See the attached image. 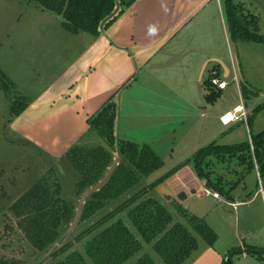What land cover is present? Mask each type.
Returning a JSON list of instances; mask_svg holds the SVG:
<instances>
[{"label": "crops", "instance_id": "crops-1", "mask_svg": "<svg viewBox=\"0 0 264 264\" xmlns=\"http://www.w3.org/2000/svg\"><path fill=\"white\" fill-rule=\"evenodd\" d=\"M224 1L137 0L101 35L87 36L71 60L62 63L61 69L56 68L35 92L32 89L27 93L24 81L5 73L30 99L26 109L10 119V126L27 143L59 163L65 160L71 146L90 145V138L99 137L90 129L88 120L111 98L119 108L117 134L121 139L154 146L169 136L171 144L187 121L186 136L192 133L196 138L207 137L210 127L205 101L209 103L211 94H225L229 86L219 89L210 80L216 72L228 81L233 62L239 63L230 46ZM149 26L156 28L152 35L148 34ZM168 97L177 99L167 101ZM235 110L240 111L241 119L232 123L245 121L243 113L247 114L248 106L238 104L233 111L220 114L222 126L226 124L221 117ZM220 135L217 131L211 138ZM184 170L188 167L175 177ZM189 173L192 178L186 184L193 194L212 196L231 207L249 205L257 195L264 205L260 186L250 199H237L232 193L231 197L221 193L217 198L204 180ZM260 177L259 173L264 185ZM224 210L230 215L236 211ZM250 216L248 221L245 217L244 225L235 226V236L230 239L223 241L217 232L215 244L190 264H222L223 257L234 247H264L259 241L261 235L251 227L254 220ZM235 262L264 264V260L246 252L238 255Z\"/></svg>", "mask_w": 264, "mask_h": 264}, {"label": "rangeland", "instance_id": "rangeland-1", "mask_svg": "<svg viewBox=\"0 0 264 264\" xmlns=\"http://www.w3.org/2000/svg\"><path fill=\"white\" fill-rule=\"evenodd\" d=\"M234 3L239 6L243 15L256 20V24L260 26L259 33L264 35V0H234ZM226 18L228 22L227 13ZM63 20L62 15L43 10L30 0H0V69L19 82L24 81L23 89L27 93H32V89L35 92L37 87L42 86L41 83L46 82L48 77L53 75L56 68L61 69L64 65L62 63L71 60L76 49L83 45V40L90 36L86 32L77 34L69 31L63 26ZM254 27L251 26V29ZM228 33L232 53L234 57L237 56L239 62L237 63L238 82L233 79L234 70L231 66V76L226 78L229 86L225 94L212 98L209 103L205 101L209 111L206 119L207 122L209 121V135L196 138L190 133L186 136L187 121L185 125L180 126L181 129L176 138L172 139L171 144H169V136H165L154 146L149 144L162 157L164 165L143 178L141 183L129 193L111 201L109 206L85 221H81L80 217L88 196L84 199V197H77L76 194V184L81 179L80 174L66 157L60 163L53 162L35 146L22 139L10 126L12 118L10 97L0 82V264H57L60 257L52 256L57 248L75 241L79 234L107 214L110 209L126 200L131 193L157 180L182 161L192 159L200 148L214 141L222 145L241 144L251 140V132L257 134L264 130V43L235 40L231 36L230 29ZM226 50L228 62L232 65L228 45ZM245 85L248 89L243 92ZM169 99L173 102L177 98L168 97L167 101ZM238 104L248 106L246 117L243 118L245 121L222 126L219 121L220 114L228 110L233 111ZM252 115L254 119L249 125L248 121ZM217 131H220L221 135L211 138ZM90 139L93 140L90 145L105 144L100 137ZM207 162L204 168L209 166L208 170L211 169L214 180L220 179L227 189L235 185L232 196L237 199L252 198L256 194L257 187L261 185L257 163L254 156L248 152L232 158L211 156ZM51 168L56 170L61 180L62 196L76 203V215L70 225L62 228L61 239L57 243L48 249L40 250L20 229L18 219L11 207ZM190 171L194 172L193 161L188 166V170L182 171L179 177L174 176L160 183L148 192L147 197H154L169 208L174 222L188 224L179 209L173 206L174 201L178 202L179 206L188 213L204 218L216 232L221 234L223 241L225 238L234 237L235 226L244 225L245 217L248 221L247 217L251 215L254 220L251 227L261 235L259 241L264 243V205L261 196L256 195L249 205L231 207L227 203L213 199L212 196L193 194L186 184L192 178ZM260 178L264 182V177ZM182 181L184 188H182ZM225 208L236 210L237 214L234 212L230 215L224 210ZM117 219L125 221L144 245L142 251L123 264H134L144 254L150 255L157 264H166L155 251L153 242L148 243L142 238L128 216V209L121 212L114 220ZM193 233L198 239L199 247L184 264H190L209 247L202 236L195 231ZM85 242L86 240L75 242L73 249L84 252ZM87 259L90 264H94L90 258L87 257Z\"/></svg>", "mask_w": 264, "mask_h": 264}, {"label": "trees", "instance_id": "trees-1", "mask_svg": "<svg viewBox=\"0 0 264 264\" xmlns=\"http://www.w3.org/2000/svg\"><path fill=\"white\" fill-rule=\"evenodd\" d=\"M43 10L63 16V26L73 33L86 32L101 35L137 0H30ZM229 29L235 40H252L264 43V35L255 19H248L234 3L225 0ZM255 25V27H254ZM251 26L254 27L251 29ZM0 82L10 97L12 117L19 116L30 103V99L17 92L16 84L0 70ZM246 85L243 92L247 91ZM220 94H211L208 100ZM258 110V109H257ZM119 108L111 98L89 120V127L105 144H75L69 148L66 158L81 179L76 184L77 197H87L82 209L81 221L89 220L110 202L136 188L143 178L164 165L162 157L149 145L118 137L117 121ZM254 115L248 121L251 125ZM251 129V128H250ZM252 154L261 177H264V130L251 132V140L241 144L222 145L212 142L200 148L193 158H188L152 183L131 193L126 200L70 241L57 248L52 256L59 258L57 264H123L143 250V242L122 219L114 220L128 209V216L142 238L153 242L155 251L166 264H184L199 247L193 231L213 246L218 233L209 223L197 215L190 214L174 201L173 206L187 219V223L174 222L169 208L154 197H147L150 190L190 166L193 161L197 177L205 181L208 188L231 197L235 185L227 189L221 180L212 178L211 169L204 168L211 156L234 157L241 153ZM119 159V160H118ZM63 186L56 170L51 168L12 205L18 226L29 241L38 249L45 250L61 239L64 226L70 225L76 215V203L62 196ZM86 240L84 252L73 249L75 242ZM246 252L264 260V247L246 245L232 248L223 257L222 264H236L235 258ZM134 264H157L150 255H141Z\"/></svg>", "mask_w": 264, "mask_h": 264}, {"label": "built area", "instance_id": "built-area-1", "mask_svg": "<svg viewBox=\"0 0 264 264\" xmlns=\"http://www.w3.org/2000/svg\"><path fill=\"white\" fill-rule=\"evenodd\" d=\"M233 70H234V80L238 82V66L233 62ZM211 85L218 87L219 89H225L228 85L229 82L226 80H222L219 75L215 72L210 80ZM238 110H235L234 112H227L221 117V120L224 124L229 125L232 122H235L239 119H241V116L238 114ZM244 116L246 117V114L243 113V118ZM260 191L263 195L264 198V185H260ZM214 197H221V195L218 192H214Z\"/></svg>", "mask_w": 264, "mask_h": 264}, {"label": "clouds", "instance_id": "clouds-1", "mask_svg": "<svg viewBox=\"0 0 264 264\" xmlns=\"http://www.w3.org/2000/svg\"><path fill=\"white\" fill-rule=\"evenodd\" d=\"M156 32V28L154 26H149V29H148V34L149 35H152Z\"/></svg>", "mask_w": 264, "mask_h": 264}]
</instances>
